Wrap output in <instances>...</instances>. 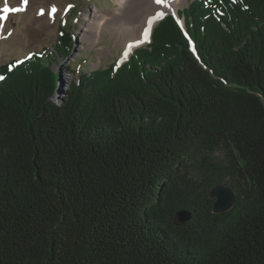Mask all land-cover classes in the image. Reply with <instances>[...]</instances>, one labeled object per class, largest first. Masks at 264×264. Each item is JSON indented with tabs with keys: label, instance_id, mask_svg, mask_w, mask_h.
I'll return each mask as SVG.
<instances>
[{
	"label": "trees",
	"instance_id": "16d2710c",
	"mask_svg": "<svg viewBox=\"0 0 264 264\" xmlns=\"http://www.w3.org/2000/svg\"><path fill=\"white\" fill-rule=\"evenodd\" d=\"M179 18L63 97L48 50L0 67V264H264V0Z\"/></svg>",
	"mask_w": 264,
	"mask_h": 264
},
{
	"label": "rangeland",
	"instance_id": "374dc122",
	"mask_svg": "<svg viewBox=\"0 0 264 264\" xmlns=\"http://www.w3.org/2000/svg\"><path fill=\"white\" fill-rule=\"evenodd\" d=\"M15 1L22 3L21 0H8L7 6L13 9L12 4ZM189 1L180 2L176 12H169L161 19L170 14L179 15V11H182ZM25 5L26 11H22L21 15H17L15 11H0L2 18L0 21V67L13 61H25L34 53L39 54L48 50V54H53L55 59L51 62L53 71L61 73L62 89L58 95L63 97L71 84L77 82L81 73L105 70L112 65L120 67L127 62V60L122 63L119 61L124 53L123 47L112 40L111 33L108 31L105 32V38L96 46H91L90 43L81 40V32L87 23L84 16L90 15L95 9L115 7L112 0H28ZM53 5L57 9L54 16L50 15ZM69 5L72 7L69 8ZM4 7L5 0H0V9ZM41 9L44 10V15H39ZM180 23L182 27H185L183 19ZM60 28L68 31L73 38L74 50L67 59L63 58V54L57 57L56 53ZM210 157L224 164L222 159L225 155L223 153L218 152ZM218 185H226V183L222 182Z\"/></svg>",
	"mask_w": 264,
	"mask_h": 264
},
{
	"label": "bare ground",
	"instance_id": "6f19581e",
	"mask_svg": "<svg viewBox=\"0 0 264 264\" xmlns=\"http://www.w3.org/2000/svg\"><path fill=\"white\" fill-rule=\"evenodd\" d=\"M112 1L115 7L95 9L84 16L87 23L81 32V40L96 46L108 31L112 40L128 52L129 59L136 48L151 41L155 24L169 12H176L179 3L184 0H162L160 4H156L155 0ZM127 59L122 55L119 61L122 63Z\"/></svg>",
	"mask_w": 264,
	"mask_h": 264
},
{
	"label": "water",
	"instance_id": "95a60500",
	"mask_svg": "<svg viewBox=\"0 0 264 264\" xmlns=\"http://www.w3.org/2000/svg\"><path fill=\"white\" fill-rule=\"evenodd\" d=\"M211 197L215 199L214 213L220 214L230 211L236 202V194L226 185H218L211 190ZM192 212L183 209L178 211L177 219L180 223H186L192 219Z\"/></svg>",
	"mask_w": 264,
	"mask_h": 264
},
{
	"label": "snow or ice",
	"instance_id": "6c2138e0",
	"mask_svg": "<svg viewBox=\"0 0 264 264\" xmlns=\"http://www.w3.org/2000/svg\"><path fill=\"white\" fill-rule=\"evenodd\" d=\"M21 2L24 3V4H27L28 0H21ZM155 3H156V4H160V3H162V0H155ZM7 5H8V0H5V7H4L3 9H0V11H3V12H10V11H16V10H19V9H10ZM68 7L71 8L72 5H69ZM56 12H57V9H56V7L53 5V6L51 7L50 15H53V16H54ZM39 15H44V10H43V9H41ZM10 34H11V33H9V35H10ZM146 36H147V32H145V37H146ZM129 47H130V46H129ZM123 55H124V58L127 59V57H128V52L125 51ZM22 62H23V61H17L16 63L19 64V63H22ZM117 63L119 64L120 62L118 61ZM14 66H15V65H10V66H9V71H11L12 68H13ZM4 79H5V77L2 76V75H0V81H3Z\"/></svg>",
	"mask_w": 264,
	"mask_h": 264
},
{
	"label": "crops",
	"instance_id": "0c3cea01",
	"mask_svg": "<svg viewBox=\"0 0 264 264\" xmlns=\"http://www.w3.org/2000/svg\"><path fill=\"white\" fill-rule=\"evenodd\" d=\"M12 6H13V9H19L15 11L17 15H21L22 11L24 12L26 11V7H25L26 5L24 3L20 4V1L13 2Z\"/></svg>",
	"mask_w": 264,
	"mask_h": 264
}]
</instances>
